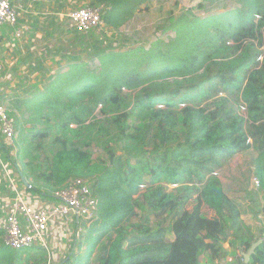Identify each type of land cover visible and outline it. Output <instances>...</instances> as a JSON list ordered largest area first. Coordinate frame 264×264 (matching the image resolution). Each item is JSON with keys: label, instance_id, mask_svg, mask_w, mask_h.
<instances>
[{"label": "trees", "instance_id": "16d2710c", "mask_svg": "<svg viewBox=\"0 0 264 264\" xmlns=\"http://www.w3.org/2000/svg\"><path fill=\"white\" fill-rule=\"evenodd\" d=\"M95 2L109 6L106 27L119 30L150 0ZM167 30L175 34L168 42L97 52L98 71L71 65L23 103L45 125L28 145L52 154L34 173L31 161L19 165L26 191L46 199L83 178L97 200V220L62 264H201L202 255L225 258L227 243L247 253L261 239L238 264H264V207L257 236L215 175L255 151L264 191V0L203 18L171 16ZM94 143L106 159L93 160ZM0 264H47V255L0 239Z\"/></svg>", "mask_w": 264, "mask_h": 264}, {"label": "rangeland", "instance_id": "374dc122", "mask_svg": "<svg viewBox=\"0 0 264 264\" xmlns=\"http://www.w3.org/2000/svg\"><path fill=\"white\" fill-rule=\"evenodd\" d=\"M240 2L241 0H150L147 8L143 6L136 12L134 18L119 30L105 27L97 34H79L68 28V16L73 11L95 4V0L16 1L17 4L22 5L21 8L24 12L21 25L29 27V32L23 38L26 60L18 62L26 66V72L30 71L18 83L5 78L7 73H3L1 97L2 103L9 109V115L14 120L18 133V153L16 156L13 155L16 158L14 163L18 166L17 168H20L19 165L21 166L22 162L26 164L31 161L35 168H28V171L34 173V169H39L46 155H52L49 151L50 147L46 149L44 155L40 151L33 150L34 146L28 145L30 134L38 130H45V125L42 120L39 122L32 120L36 112L28 110V107L23 105V100L43 92L51 81L53 82L58 75L66 72L73 64L85 63L91 70L98 71L100 64L96 58L97 52L125 51L136 46L149 47L156 39L170 41L175 37L174 32L167 30L171 16L179 17L191 12L194 16L203 18L233 10L240 5ZM7 34L5 31L2 37L3 41L1 40L3 63H5V51L9 48L15 49L12 47L14 44L12 40H8L11 45H7L6 38H9ZM38 35L42 37H38ZM45 43H47V50L41 51ZM39 54L55 59L41 60ZM13 69L16 70L18 67L14 65ZM34 73H39V75L35 77ZM95 115L99 120L102 119L99 113ZM56 149L53 148V151ZM24 151L28 152L31 157L26 156L22 161L20 157ZM87 151L90 152L94 161L106 159L99 144L94 143L90 148H87ZM256 157L255 151L246 152L242 156L236 155L218 172V176L223 182L226 193L240 201L244 210V222L259 236V221L263 218L261 216L257 219L255 213L264 207V191L261 186L256 189L252 184V178L257 175ZM3 161L7 162L5 158ZM1 187L2 189L5 187L4 181H2ZM172 189L173 187H170L169 190ZM49 198L50 196L46 198V201ZM192 207L193 204L188 209L191 210ZM203 212L208 217H212L214 214L206 206H203ZM139 214L140 216L144 215L142 212ZM138 220L139 218H135L133 221L137 222ZM56 234H58V240H54ZM75 234L76 225L69 221L65 223L64 229L52 232L49 242L56 254V264L61 263L60 254L70 255L75 247V251L78 250L79 244L75 245L72 239ZM69 239H72V242H69ZM173 239L174 236L169 234L168 240L173 242ZM63 246L66 247L63 249ZM237 246L235 243L225 244L227 255L218 261H212L207 255H202L201 264H238L243 253Z\"/></svg>", "mask_w": 264, "mask_h": 264}, {"label": "built area", "instance_id": "2783aa9c", "mask_svg": "<svg viewBox=\"0 0 264 264\" xmlns=\"http://www.w3.org/2000/svg\"><path fill=\"white\" fill-rule=\"evenodd\" d=\"M108 8L106 3H100L73 11L68 16L69 28L79 34L100 33L106 27L104 14ZM22 16V8L15 5L13 0H0V85L4 71L1 42L3 28L11 27L13 36L20 40L29 30L26 25L19 26ZM1 95L0 87V167L9 182L11 196L7 198V213L0 216V239L5 247L15 251L42 248L47 255V264H55V252L49 242L52 232L64 229L68 221L73 222L76 225V245L86 229L97 220L98 206L92 193V184L89 179L71 178L52 192L47 201L37 195L33 197L36 198L34 200L26 197L17 165L14 163L16 174L10 169V165L14 167L10 157L18 153V133L8 107L2 103ZM241 111L245 113L246 108ZM5 156L10 159L9 163L3 161ZM252 184L256 189L260 188L257 176L252 178ZM54 240H58V234ZM75 249L72 253L79 252V247Z\"/></svg>", "mask_w": 264, "mask_h": 264}, {"label": "crops", "instance_id": "0c3cea01", "mask_svg": "<svg viewBox=\"0 0 264 264\" xmlns=\"http://www.w3.org/2000/svg\"><path fill=\"white\" fill-rule=\"evenodd\" d=\"M13 1H14L15 5H18L20 7L22 6L21 4H17L16 1L23 2V0H13ZM22 19H23V16H22V18L20 20L19 26L21 25ZM5 31L8 33L7 36L9 37L8 39L6 38L7 45H11V43L8 40H12V42L14 43L12 45V47H14L15 49L9 48V49H7V51H5L6 57L4 59L5 60V63H3L4 64V71H3V73L4 74H5V72L7 73V74H5V78L11 80L12 82H17L18 83L20 80L24 79L25 76H27L28 73H29V71H30V70H28L26 72V66L23 65L21 62H18L19 60H26L25 57H24V50H23V38L26 37V35L29 32V30L26 31V33L24 34V36L20 40H18V39H16L13 36V29L11 27H4L3 28V32H2V36H1V40H2V37H3V34H4ZM38 37H42V36L41 35H38ZM44 45L45 46H44L43 49H41V51L47 50V43H45ZM48 46H49V44H48ZM33 53H35V52H33ZM39 57H41V60H54L55 59L53 57H47L46 55H42V54H39ZM14 65H16L18 67V69L14 70L13 69ZM3 73H2V77H1V85H2V80H3ZM38 75H39V73H34V76L35 77H37ZM1 85H0V87H1ZM32 97H30V98H32ZM26 100L27 99L23 100V103ZM243 154H239L238 156H242ZM4 158L7 160L8 163L10 162V159H11V161H12V163L14 165V159L16 160L15 157H12L11 156L10 159H9V158H7V156H5ZM10 166L12 167V168L10 167L11 171L14 174H16L14 172L15 171V168H16L15 165H14V168H13L12 165H10ZM220 180H221V178H220ZM2 181H4V184H5V187L3 189L1 187L2 186ZM221 182H222V180H221ZM24 193L26 194V197H30V195H32L28 191H25ZM10 196H11V190L9 188V182H8L7 178L5 177L3 171H2V169L0 167V216H3L4 214L7 213L8 209H9L8 199L7 198L10 197ZM34 196L35 195H32V197H30V198L32 200L36 199V198H33ZM72 239H73V243L75 244V241H76L75 235L73 236ZM72 239H69L68 241L69 242H72ZM65 247L66 246H63V249ZM67 256L68 255L60 254V256H59V260H61V263L60 264H62V262L64 261V259ZM54 260H55V264H56V254H55Z\"/></svg>", "mask_w": 264, "mask_h": 264}, {"label": "water", "instance_id": "95a60500", "mask_svg": "<svg viewBox=\"0 0 264 264\" xmlns=\"http://www.w3.org/2000/svg\"><path fill=\"white\" fill-rule=\"evenodd\" d=\"M21 182L27 186L28 185V181L26 180L25 176L23 175V173L21 171H19V168H17ZM263 241V239L259 240L257 243H254L251 247V249L247 252V253H243V257L246 263L249 262L251 255L255 252V249L257 248V246Z\"/></svg>", "mask_w": 264, "mask_h": 264}]
</instances>
